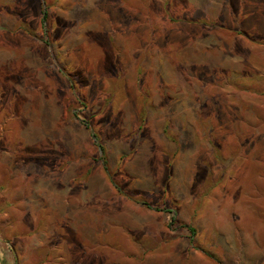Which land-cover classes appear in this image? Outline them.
<instances>
[{
    "label": "rangeland",
    "instance_id": "1",
    "mask_svg": "<svg viewBox=\"0 0 264 264\" xmlns=\"http://www.w3.org/2000/svg\"><path fill=\"white\" fill-rule=\"evenodd\" d=\"M0 264H264V0H0Z\"/></svg>",
    "mask_w": 264,
    "mask_h": 264
},
{
    "label": "trees",
    "instance_id": "2",
    "mask_svg": "<svg viewBox=\"0 0 264 264\" xmlns=\"http://www.w3.org/2000/svg\"><path fill=\"white\" fill-rule=\"evenodd\" d=\"M47 17V13L45 12V10H43V17H42V20L43 22H45V19ZM88 127V126H87ZM137 203H140L142 205H146L148 206L149 208H152V209H155L157 211H165V212H169V213H172L171 210H165V209H161L159 207H154V206H150L148 203L144 202V201H136ZM176 220V216L175 214L172 215V221H175ZM188 229L191 231L192 234H195V229L191 226H188Z\"/></svg>",
    "mask_w": 264,
    "mask_h": 264
}]
</instances>
